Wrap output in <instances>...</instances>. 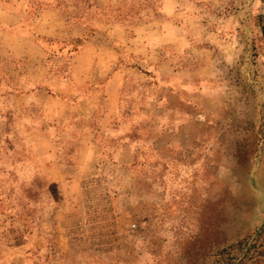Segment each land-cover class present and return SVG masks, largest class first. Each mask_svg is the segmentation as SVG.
I'll return each instance as SVG.
<instances>
[{
	"label": "rangeland",
	"instance_id": "1",
	"mask_svg": "<svg viewBox=\"0 0 264 264\" xmlns=\"http://www.w3.org/2000/svg\"><path fill=\"white\" fill-rule=\"evenodd\" d=\"M27 1L87 102L5 111L0 264H264V0Z\"/></svg>",
	"mask_w": 264,
	"mask_h": 264
},
{
	"label": "crops",
	"instance_id": "2",
	"mask_svg": "<svg viewBox=\"0 0 264 264\" xmlns=\"http://www.w3.org/2000/svg\"><path fill=\"white\" fill-rule=\"evenodd\" d=\"M10 1L9 5L0 2V126L9 106L20 109L22 116L30 119L25 108L36 105L43 111L42 118L47 120L49 127L50 123L60 121L61 110L66 109V116L70 118L77 105L87 102L83 98L77 101L76 88L83 82L78 80V83L74 71L76 58L87 51L90 44L86 41L79 48L71 58L69 76H64V61L59 54L64 44H59L68 42L74 35L69 32L60 10L41 9L29 16L27 0ZM106 118L108 114H103L102 120ZM36 132L45 133L41 130ZM41 137L53 145L47 136ZM54 160L52 158L51 166L55 165ZM51 170L53 180H60V174L54 171V167Z\"/></svg>",
	"mask_w": 264,
	"mask_h": 264
}]
</instances>
